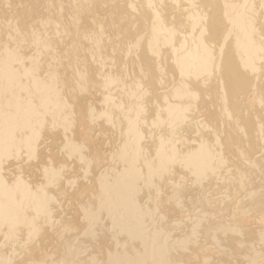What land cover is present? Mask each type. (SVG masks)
<instances>
[{"label":"bare ground","instance_id":"6f19581e","mask_svg":"<svg viewBox=\"0 0 264 264\" xmlns=\"http://www.w3.org/2000/svg\"><path fill=\"white\" fill-rule=\"evenodd\" d=\"M0 264H264V0H0Z\"/></svg>","mask_w":264,"mask_h":264}]
</instances>
